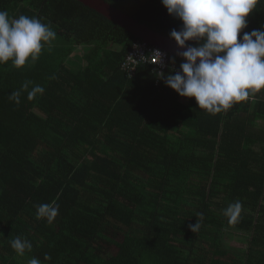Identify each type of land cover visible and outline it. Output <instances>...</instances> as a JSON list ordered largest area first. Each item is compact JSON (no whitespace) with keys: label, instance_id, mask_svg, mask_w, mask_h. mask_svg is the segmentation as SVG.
Here are the masks:
<instances>
[{"label":"trees","instance_id":"16d2710c","mask_svg":"<svg viewBox=\"0 0 264 264\" xmlns=\"http://www.w3.org/2000/svg\"><path fill=\"white\" fill-rule=\"evenodd\" d=\"M105 1L166 36L182 27L160 0ZM0 11L57 34L36 62L0 64V264H264V89L213 115L160 77L182 58L129 73L144 42L77 0H0ZM246 19L241 35L261 29L264 2ZM25 81L44 92L16 104ZM236 201L233 225L224 210ZM50 203L54 221L37 219ZM17 236L32 244L24 256Z\"/></svg>","mask_w":264,"mask_h":264},{"label":"clouds","instance_id":"9594fccd","mask_svg":"<svg viewBox=\"0 0 264 264\" xmlns=\"http://www.w3.org/2000/svg\"><path fill=\"white\" fill-rule=\"evenodd\" d=\"M167 13L182 22L179 30L173 29L169 36L175 41L182 58L175 74L160 73L167 87L180 97L194 98L199 109L210 114L227 111L234 104L249 101L255 93L264 89V26L243 32L247 28V17L264 0H160ZM56 32L50 24L39 18L20 15L11 18L7 11H0V64L11 61L20 68L29 61L36 62L45 46H51ZM194 42L189 44L187 42ZM155 63L163 66L162 54L154 52ZM174 62V60H173ZM31 81H25L21 89L11 93L9 99L20 103L21 91L34 99L43 94L44 88L35 85L29 90ZM242 204L231 203L224 210L229 224L240 220ZM59 214L55 203L36 206L37 219L52 223ZM203 217L201 216V220ZM201 224L190 225L195 233ZM11 248L24 256L32 250L27 239L17 236L10 242ZM45 260H51L47 254ZM28 264H42L31 258Z\"/></svg>","mask_w":264,"mask_h":264},{"label":"water","instance_id":"95a60500","mask_svg":"<svg viewBox=\"0 0 264 264\" xmlns=\"http://www.w3.org/2000/svg\"><path fill=\"white\" fill-rule=\"evenodd\" d=\"M85 6L95 10L103 15L109 21L116 25L121 26L126 31L130 32L135 38L141 39L144 43L157 47L165 51L169 57L177 56L179 49L177 48L175 41L169 36L161 34L146 24L139 22L128 14L115 8L105 0H77Z\"/></svg>","mask_w":264,"mask_h":264},{"label":"built area","instance_id":"2783aa9c","mask_svg":"<svg viewBox=\"0 0 264 264\" xmlns=\"http://www.w3.org/2000/svg\"><path fill=\"white\" fill-rule=\"evenodd\" d=\"M146 45H147L146 43L135 44L133 48L129 51L125 63V67H126L125 69L129 73H132L134 71L133 65L138 63L139 61L150 60L151 63L155 64L160 68H165L167 66L169 55L160 48L153 46L147 47ZM156 50H159L162 54L163 66L159 63H155L156 56L154 52Z\"/></svg>","mask_w":264,"mask_h":264},{"label":"rangeland","instance_id":"374dc122","mask_svg":"<svg viewBox=\"0 0 264 264\" xmlns=\"http://www.w3.org/2000/svg\"><path fill=\"white\" fill-rule=\"evenodd\" d=\"M74 53H78V54L77 55H74V57L72 56L70 59H72L73 62H74L75 61V57H76L77 58L76 59V62L73 64V63H71V62L68 61L69 62V65L75 71L78 70V69H83V67L85 66V60L80 57V54L82 53V47H78ZM76 64H78V65H76ZM240 235H242V234L240 232H237L236 235H235V238L233 240H227L226 239L225 241L226 242L231 241V244L232 245H236V244L239 243V240L242 239V237H240Z\"/></svg>","mask_w":264,"mask_h":264}]
</instances>
